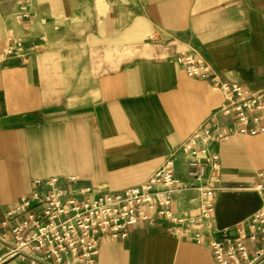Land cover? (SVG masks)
Listing matches in <instances>:
<instances>
[{
	"label": "crops",
	"instance_id": "0c3cea01",
	"mask_svg": "<svg viewBox=\"0 0 264 264\" xmlns=\"http://www.w3.org/2000/svg\"><path fill=\"white\" fill-rule=\"evenodd\" d=\"M11 40L22 48L4 55ZM181 54L263 91L264 0H0V219L35 180L76 176L121 190L145 182L201 126L232 132L231 119L217 114L223 92L189 77L175 60ZM217 151V227L237 236L260 198L232 217L231 191L250 187L264 168V133H231ZM177 175L172 206L195 216L201 197L187 190L182 162ZM209 240L139 224L126 239L102 238L98 259L216 264Z\"/></svg>",
	"mask_w": 264,
	"mask_h": 264
},
{
	"label": "built area",
	"instance_id": "2783aa9c",
	"mask_svg": "<svg viewBox=\"0 0 264 264\" xmlns=\"http://www.w3.org/2000/svg\"><path fill=\"white\" fill-rule=\"evenodd\" d=\"M21 48V41L11 40L4 55ZM175 60L189 77L209 81L223 92L217 114L231 119L232 132L224 128L217 134L211 126H201L145 182L121 190L84 184L76 176L35 180L33 190L0 219V264H99L101 239H126L130 228L139 224H166L169 234L193 237L197 243L208 236L216 264L264 261V168L256 171L249 187L259 195L260 205L242 222L239 234L219 229L216 219V196L224 189L217 147L231 133H264V90L253 92L226 82L194 54ZM179 162L187 167V190L201 197L195 216L178 215L172 206L175 188L182 182Z\"/></svg>",
	"mask_w": 264,
	"mask_h": 264
},
{
	"label": "rangeland",
	"instance_id": "374dc122",
	"mask_svg": "<svg viewBox=\"0 0 264 264\" xmlns=\"http://www.w3.org/2000/svg\"><path fill=\"white\" fill-rule=\"evenodd\" d=\"M238 171V170H235ZM236 188V190H232L233 196L236 197V203L232 205L231 210H232V217H240L243 213L248 211L255 203V200L258 198V194L255 193L254 191L243 189L249 187L248 184H237L233 186ZM222 193V192H221ZM219 193L218 196H222V194Z\"/></svg>",
	"mask_w": 264,
	"mask_h": 264
}]
</instances>
